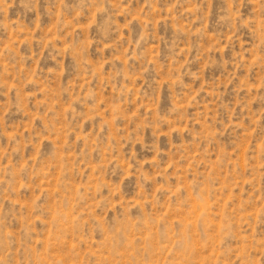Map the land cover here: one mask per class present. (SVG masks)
Returning <instances> with one entry per match:
<instances>
[{"label":"rangeland","instance_id":"374dc122","mask_svg":"<svg viewBox=\"0 0 264 264\" xmlns=\"http://www.w3.org/2000/svg\"><path fill=\"white\" fill-rule=\"evenodd\" d=\"M0 264H264V0H0Z\"/></svg>","mask_w":264,"mask_h":264}]
</instances>
